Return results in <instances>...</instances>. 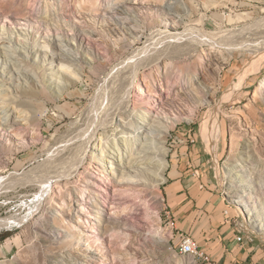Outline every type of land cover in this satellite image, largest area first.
I'll use <instances>...</instances> for the list:
<instances>
[{
  "label": "rangeland",
  "instance_id": "1",
  "mask_svg": "<svg viewBox=\"0 0 264 264\" xmlns=\"http://www.w3.org/2000/svg\"><path fill=\"white\" fill-rule=\"evenodd\" d=\"M16 1L0 0V46L4 40L15 48L19 67L30 75L23 78L6 66L0 53V111L10 109L18 118L12 127L0 124V183H7L0 188V220L13 219L11 226L0 228V264H212L183 253L168 205L169 179L183 164L220 193L243 237L238 242L257 248L252 261L258 264L264 231L244 220L241 206L246 207L231 195L238 187L225 166L241 159L247 165L241 177L251 178L264 192V62L227 98L257 47L264 52V0H133L129 15L121 9L119 14L113 2L92 12L64 10V0H56L58 13L50 20L40 16L42 3ZM45 1L56 9L54 0ZM65 1L79 5V0ZM8 29L15 31L11 43L1 38ZM57 37L72 46L62 50ZM198 37L205 42L189 50ZM24 41L38 53L26 51ZM152 47L159 58L144 60ZM63 51L81 73L77 84L62 93L48 76H61L56 56ZM175 64L176 73L188 69L187 80L198 90L186 92L175 72L167 74L166 65ZM26 90L41 97H30ZM124 95L127 110L154 111L170 125V132L161 133L168 150L165 180L122 176L117 164L92 150L104 146V137L114 139V128L123 125L125 108L117 109L115 120L110 112ZM21 99L42 106L44 114L38 110L37 120L29 111L22 114ZM215 106L220 169L204 141L210 130L206 118ZM248 183L243 188L251 190Z\"/></svg>",
  "mask_w": 264,
  "mask_h": 264
},
{
  "label": "bare ground",
  "instance_id": "2",
  "mask_svg": "<svg viewBox=\"0 0 264 264\" xmlns=\"http://www.w3.org/2000/svg\"><path fill=\"white\" fill-rule=\"evenodd\" d=\"M14 1H16V0H14ZM35 1L38 2V5H39V3H42L40 8H42V9L45 8V10L43 9L44 13H41L42 15H40L41 17L50 20L53 17L55 18V16H57V13H58L57 9L59 7H57L58 4L56 3V0H54V4L56 6V9H52L51 5L45 0H35ZM159 1H161L162 3H164V2L166 3L167 0H159ZM12 2H13V0H12ZM23 2H19V3H23ZM78 2H79V5H77V4L73 5L71 3H68V1L64 0L61 3V5H62L61 8L64 10L67 9L68 11H75V10L77 11L78 9L79 10L84 9L85 11L88 10V11H92V12L95 11L96 12V11H100V10L104 9V7L107 5L110 6V4H111L110 2H113V4H115V6H117L118 13H119V10L121 9L122 12L125 11L129 15L130 10L127 7V5H129V3H131V2H133V0H79ZM25 3L28 4V1H26ZM7 4H8V6H11V7H17V8L19 7V6H17V4L16 5H13V3H7ZM111 7L112 6H110V8ZM30 10H33V8H31ZM40 18H38V19H40ZM182 22L183 21H181V19L178 20V18H177V21H176L177 24L176 25L177 26L181 25ZM164 24L166 26L172 27V25L169 23V20H166V21L164 20ZM190 24H195V23H190ZM18 31L20 34V30H18ZM14 33H15L14 29H11V30L8 29V31L1 33V38L2 39H9L8 42L11 43L12 42V36L11 35H13ZM5 35H9V37H5ZM162 36H163V34H161L160 37L162 38ZM207 36H206V38H207ZM203 38H205V37H198L197 39H194L193 40L194 42L191 43V47L188 46L189 50L193 49V48H194V50L198 49V47H199L198 43L200 42L203 44L205 42V40ZM55 40H56V38H55ZM25 41H26V39H25ZM57 41H58V43H60L59 46L62 50H64L63 46H67V45L72 46V44H73L72 42L69 44H65V42H64L65 40L63 41V39H60L58 37H57ZM140 41H141V38H139V40L136 41V43H139ZM4 42H6V41L3 40V45L0 46V53L4 54V57L6 60V66H7V64H10L11 67L14 70H16V72L18 74H22L24 76L23 78L29 79L28 76L30 74L28 73V71H26V69H22L21 67H19V64L17 63V61L15 59L16 55H17L15 53L17 50L15 48L12 49L10 44H7L8 46H6V44H4ZM25 45H27L26 51H28V50H30V48H32V50L35 51V53H38V49H34V47L29 46L28 43L26 44V42H25ZM28 47H29V49H28ZM149 49L150 50H148L147 53H145V54L142 53L143 54L142 58L146 61L148 59L149 60L151 59L150 61L153 62V60L156 57L155 55H154L155 57L152 55L154 52L153 51L154 48L152 47V49L151 48H149ZM71 50H73V49H71ZM65 51H63L62 53H57V56H56V59L60 60L58 73L60 74V72L62 70L64 72L62 71V74H61V76L58 77V79H57L56 75H53V74H49V76H48V79H49L48 81H51L52 83H54L55 88H57V90L61 91L62 93L65 89H67V86L77 84L78 80L80 79V73H81L80 72L81 68L78 67L79 66L78 63L75 64V66H74V63L68 64L67 61L70 58L65 57V55H63ZM186 51H188V50H186ZM255 52H257V54L250 61L251 62L250 67L251 68L248 66L243 71H240L239 74L237 73L238 77L236 78V82L234 83L233 87H231L232 89L228 90L227 98L236 92V90L238 89V83L240 82L241 79H243L244 77L249 75L253 71L254 68H259L260 65L264 62V52L261 51V47H257V49H256V51H254V53ZM184 54H186V53H184ZM162 55L163 54H161L160 56L163 57ZM166 55L164 54V56H166ZM157 57L159 58V56H157ZM76 59H78V57H75L74 60H76ZM141 61H143V60L140 59V62ZM157 61H160V60H156L155 62H157ZM166 64H169V63H166ZM170 65H171V63H170ZM166 66L168 67L166 72L169 76L174 74V72L176 73V70H175L177 68L176 64H175V66L173 65L172 67L169 65H166ZM6 68L7 67H4V69H6ZM188 73L189 72H188V69L186 67H180L179 71L176 73L177 76L179 77L180 81H181V83H180L181 86L183 87V89H185L186 92H187L188 88L189 89L193 88L195 90H198V84L196 82H191V81L187 80V74ZM184 82H185V84H184ZM129 84H127V86L130 87ZM23 86L26 87L27 83L23 82ZM140 89H142V88L140 87ZM25 92L30 97H34L36 99H39L41 97L40 92L35 91V90H26ZM166 96L168 98L171 97V93L169 90L167 91ZM127 98H128V96H127ZM127 98H126V95H124L122 97L121 102H120L121 106H120V104H118L117 105L118 107L116 106L117 108L114 111L112 110V112H110L111 113L110 115L112 116V120H115L116 118L118 119L117 109L120 111V110H124V108H125V114H127L126 118L123 121V125H118L117 127L114 128V130H113L114 132H113V134H111L114 136V139H110L111 138L110 136L104 137V140H103L104 146H102V147L94 146V147H92V150L94 152L101 153V156H102L101 159H103V156H106L109 159L110 163L117 164V166L119 167V171L121 172L122 176L133 175V176L139 177V179H141V180L142 179L143 180H145V179H148V180L149 179H151V180H165L166 177H165L164 173H165V170L167 169V166H168V160L166 158L168 150L166 149L165 141L163 139V137H165V135L161 136V133L170 132V130H171L170 125L167 124L168 121L166 122V120L163 117L158 116L154 111H149V110L129 111V110H127V107H125L128 103ZM17 105H18V107L19 106L22 107L20 110L22 112V114L24 112H28V111H29L28 113L31 112V113H33V115L35 114V116H33L34 118L32 120L39 119L37 117V111L38 110L44 114L42 106L35 107L34 103L31 101L21 99L17 102ZM100 106H101V103L98 104L99 108H100ZM216 106L210 110V112L208 113L209 116L206 118V120H209V122H210V130H208V133H206L205 138H204L207 149H209L208 152L212 156L215 168H217L220 164L218 158H219V150H220V146H221L220 145V139H219L220 134H221L220 133V127H219L220 124L218 122V117H219L218 113L219 112L217 111L218 107H216ZM17 121H18V118L15 116V114H14V112H12V110H10V109L3 110L2 109V111H0V124L4 125L3 127H6V126L12 127L14 124L17 123ZM130 130H132V131H130ZM155 132H157V133L160 132L159 135L161 137H158L157 134L155 135ZM111 160H113V161H111ZM103 161H105V159ZM103 161L101 162V164H105V162H103ZM99 165H100V163H99ZM244 169H247V165L241 159H239L238 163H236V164L231 163V164H228L227 166H225V172L227 173V171H229L228 175L233 179L234 182H236L235 186L238 187L237 190L232 189V190H230V192H231V195H233V194L236 195L237 198L235 199V202H237V204L242 205V203H243L244 207H246V210H244V208H242V206H241V210H242V214L244 216V220L246 221L248 226H250L252 229H255L256 231L262 232V231H264V192H262L263 190L251 178H246V177L242 178L241 177V176H244V174H242V171H246ZM3 172H4V170H0V174H2ZM247 175L248 174L246 173L245 176H247ZM58 176H56V177H58ZM0 179L2 180L1 175H0ZM50 180L51 179L46 180V184L44 186L45 189L49 188ZM247 181H249L248 184H251V188H252L251 190L249 188H243V186L247 183ZM5 184H7V183H5V181H4V183H0V188H3L5 186ZM8 184L10 185L13 183H8ZM231 186H234V185H231ZM88 201L89 200L86 199V202H88ZM12 220H13L12 218H9L7 220H4V219L0 220V228L3 226H11ZM98 240L102 241L101 245L105 244L103 238H98ZM182 251L185 254H197V253L193 252L192 248H183Z\"/></svg>",
  "mask_w": 264,
  "mask_h": 264
},
{
  "label": "crops",
  "instance_id": "3",
  "mask_svg": "<svg viewBox=\"0 0 264 264\" xmlns=\"http://www.w3.org/2000/svg\"><path fill=\"white\" fill-rule=\"evenodd\" d=\"M192 170L178 165L166 188L179 234L197 239L216 264H251L257 248L238 242L240 229L226 214V202L209 180ZM256 260L264 264V252Z\"/></svg>",
  "mask_w": 264,
  "mask_h": 264
},
{
  "label": "built area",
  "instance_id": "4",
  "mask_svg": "<svg viewBox=\"0 0 264 264\" xmlns=\"http://www.w3.org/2000/svg\"><path fill=\"white\" fill-rule=\"evenodd\" d=\"M199 172L197 171L196 174ZM226 214H230V211L227 209ZM239 240H242V236H238ZM180 240H181V249L183 248H192L194 253H197V255L200 256L201 259L205 260V262H210L212 264H216V262L213 260L212 256L208 254L205 250L202 249L200 243L197 239H195L191 235L187 234H180Z\"/></svg>",
  "mask_w": 264,
  "mask_h": 264
}]
</instances>
